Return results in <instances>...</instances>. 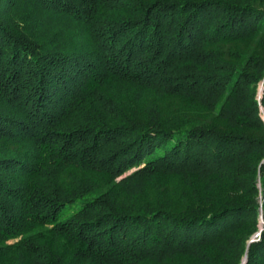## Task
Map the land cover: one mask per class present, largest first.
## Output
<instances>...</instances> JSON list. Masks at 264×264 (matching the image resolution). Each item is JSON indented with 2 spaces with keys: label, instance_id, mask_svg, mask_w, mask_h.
I'll return each mask as SVG.
<instances>
[{
  "label": "trees",
  "instance_id": "16d2710c",
  "mask_svg": "<svg viewBox=\"0 0 264 264\" xmlns=\"http://www.w3.org/2000/svg\"><path fill=\"white\" fill-rule=\"evenodd\" d=\"M262 216L264 0H0V264H264Z\"/></svg>",
  "mask_w": 264,
  "mask_h": 264
},
{
  "label": "rangeland",
  "instance_id": "374dc122",
  "mask_svg": "<svg viewBox=\"0 0 264 264\" xmlns=\"http://www.w3.org/2000/svg\"><path fill=\"white\" fill-rule=\"evenodd\" d=\"M260 91H263V88H260ZM164 107L167 110H171V111H181L184 109L185 107V103L182 102L181 100H167L164 102ZM264 230V221H263V216L261 217V221H260V225H259V231L257 233L254 234V236L251 238L250 242H255L260 238L261 232ZM247 261V257L245 259V262Z\"/></svg>",
  "mask_w": 264,
  "mask_h": 264
}]
</instances>
